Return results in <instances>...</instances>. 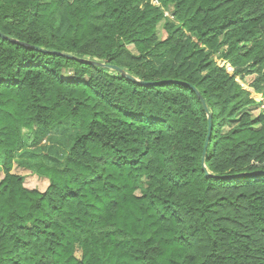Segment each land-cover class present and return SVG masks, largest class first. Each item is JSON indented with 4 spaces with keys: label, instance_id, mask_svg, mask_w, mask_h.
<instances>
[{
    "label": "trees",
    "instance_id": "trees-1",
    "mask_svg": "<svg viewBox=\"0 0 264 264\" xmlns=\"http://www.w3.org/2000/svg\"><path fill=\"white\" fill-rule=\"evenodd\" d=\"M216 55L264 93V0H0V264H264V112Z\"/></svg>",
    "mask_w": 264,
    "mask_h": 264
},
{
    "label": "rangeland",
    "instance_id": "rangeland-1",
    "mask_svg": "<svg viewBox=\"0 0 264 264\" xmlns=\"http://www.w3.org/2000/svg\"><path fill=\"white\" fill-rule=\"evenodd\" d=\"M70 1H73V0H70ZM167 15L169 17H172L170 12H167ZM130 48L132 50L134 49L132 46ZM216 56H218V55H216ZM248 82H250L251 86L254 88L255 76L254 77H250ZM251 110H252L251 113H252V115L254 117L259 114V111L256 110V109L255 110L251 109ZM230 127H232V126H230ZM230 127L225 128V131L229 130ZM73 136H75V133L72 130L65 129V128L57 130L51 136L50 145L45 146V151H41L42 148H44V147H39L38 148V153L46 152L48 147L52 146V144H54V143H62L63 145H66L67 147H70L72 145V140H73L72 137ZM33 147L34 146H32L31 148H33ZM41 159H42V155L30 158L27 155L17 154V162H18V164L15 166L14 172L24 177L25 185H26L27 188L36 189V190H38L40 192H44L48 188V185H49L48 181L37 177L34 174L33 169H29L28 170V169H26L24 167H21L19 165L23 160H26L28 162V164L33 166V165H35L37 163V161H39Z\"/></svg>",
    "mask_w": 264,
    "mask_h": 264
},
{
    "label": "built area",
    "instance_id": "built-area-1",
    "mask_svg": "<svg viewBox=\"0 0 264 264\" xmlns=\"http://www.w3.org/2000/svg\"><path fill=\"white\" fill-rule=\"evenodd\" d=\"M153 3L156 6H159L158 2ZM215 62L217 65L223 69H225L226 73L232 77H234L237 84H239L243 89L249 91L251 93V96L253 100H255L256 104H258L259 107V113L264 112V93H258L256 90L251 86L250 82H248L250 77H254L253 75L248 76H241L236 73L235 67H233L229 62L224 60L223 58H220L219 56L214 57Z\"/></svg>",
    "mask_w": 264,
    "mask_h": 264
},
{
    "label": "water",
    "instance_id": "water-1",
    "mask_svg": "<svg viewBox=\"0 0 264 264\" xmlns=\"http://www.w3.org/2000/svg\"><path fill=\"white\" fill-rule=\"evenodd\" d=\"M3 38H6L5 36L1 35ZM21 44V43H20ZM34 49L36 50H39V51H43V52H46L45 50L41 49V48H38V47H33ZM53 54H57V55H60V56H63V57H66L68 59H75V60H80L78 58H76L75 56H72V55H69V54H64V53H59V52H53ZM82 61V60H80ZM85 62H88V61H85ZM94 65L96 66H99V67H103V68H107V69H110V70H113V71H116V72H120L121 74H123L126 78L128 79H131L139 84H146L144 82H141L139 80H137L136 78H134L132 75L128 74V73H125L123 70H121L120 68L118 67H115V66H110V65H105V64H101V63H93ZM193 91L198 95V97L200 98L206 112L208 113L209 115V133H208V137H207V141H206V145H205V150H204V155H203V167L205 169V171L207 172L208 175L209 172L207 171L206 169V156H207V151H208V147H209V144H210V140H211V137H212V133H213V126H212V117L210 116V112H209V108L204 100V98L201 96V94L199 93V91L196 89V88H193ZM262 174V173H260Z\"/></svg>",
    "mask_w": 264,
    "mask_h": 264
},
{
    "label": "crops",
    "instance_id": "crops-1",
    "mask_svg": "<svg viewBox=\"0 0 264 264\" xmlns=\"http://www.w3.org/2000/svg\"><path fill=\"white\" fill-rule=\"evenodd\" d=\"M252 109H256V110H258L259 111V107H258V104H255L254 106H253V108Z\"/></svg>",
    "mask_w": 264,
    "mask_h": 264
}]
</instances>
